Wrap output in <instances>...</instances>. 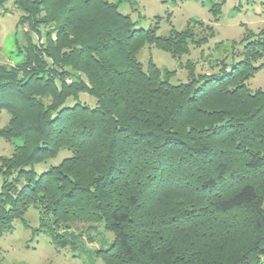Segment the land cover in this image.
Masks as SVG:
<instances>
[{"label": "trees", "instance_id": "trees-1", "mask_svg": "<svg viewBox=\"0 0 264 264\" xmlns=\"http://www.w3.org/2000/svg\"><path fill=\"white\" fill-rule=\"evenodd\" d=\"M123 1L12 0L28 29L22 60L0 64V138L18 141L0 156V236L32 207L33 232L72 252L102 224V264H264V90L248 87L264 68V29L228 51L215 43L224 55L211 73L186 60V80L172 83L140 50L180 59L213 28L157 35ZM209 12L217 20L221 7Z\"/></svg>", "mask_w": 264, "mask_h": 264}, {"label": "rangeland", "instance_id": "rangeland-1", "mask_svg": "<svg viewBox=\"0 0 264 264\" xmlns=\"http://www.w3.org/2000/svg\"><path fill=\"white\" fill-rule=\"evenodd\" d=\"M222 3V4H221ZM221 7L217 20L209 12V5ZM124 13H129L136 20V27L148 28L157 26L156 34L165 36L173 26L177 30L188 28L199 40L208 35L207 30L213 28V36H208L207 43L201 42L190 46L188 55L180 59L172 58L168 53L153 46H145L137 55L138 60L146 68L149 58L162 70L169 71L170 81L177 83L185 81L187 70L184 67L186 60L194 64L196 73H211L216 60L223 57V50L212 51V46L220 41L226 50L239 44L243 36L257 34L264 29V0H124L120 5ZM12 0L0 6V64L11 66L18 64L23 58L22 47L25 44L24 32L28 29L26 23H19L20 16ZM43 35V29H40ZM250 32V34H249ZM32 39L37 35L32 34ZM227 41V42H225ZM238 47L236 51L240 50ZM202 50V51H201ZM202 52V53H201ZM250 90L261 88L264 90V68L248 81ZM78 99L89 106L95 105V98L87 93H79ZM5 112L0 113V127L7 121ZM18 141H7L0 138V156H9ZM69 155L62 149L50 163H56L64 156ZM45 165L36 167L41 171ZM264 204V194L261 197ZM24 222L15 221L13 229L0 236V264H102L92 251L99 247L103 241H110L112 234L105 232L102 224L97 226L100 237L95 229H87L84 223H75L72 230H88L90 242L82 239L83 250L72 252L69 248H57L47 234L38 230V213L30 207L24 215ZM97 236V238H93Z\"/></svg>", "mask_w": 264, "mask_h": 264}]
</instances>
